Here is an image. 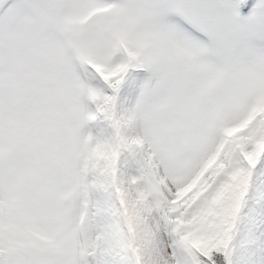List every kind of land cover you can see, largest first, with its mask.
Segmentation results:
<instances>
[{"label": "snow or ice", "instance_id": "obj_1", "mask_svg": "<svg viewBox=\"0 0 264 264\" xmlns=\"http://www.w3.org/2000/svg\"><path fill=\"white\" fill-rule=\"evenodd\" d=\"M0 264H264V0H0Z\"/></svg>", "mask_w": 264, "mask_h": 264}, {"label": "rangeland", "instance_id": "obj_2", "mask_svg": "<svg viewBox=\"0 0 264 264\" xmlns=\"http://www.w3.org/2000/svg\"><path fill=\"white\" fill-rule=\"evenodd\" d=\"M96 127H97V125H96V123H94V124L86 126L83 131H84L85 134H87L90 131H92L93 134H95Z\"/></svg>", "mask_w": 264, "mask_h": 264}]
</instances>
